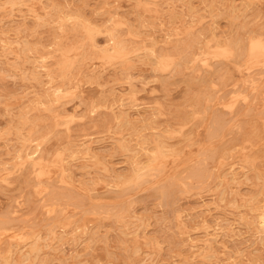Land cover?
<instances>
[{
	"label": "rangeland",
	"instance_id": "1",
	"mask_svg": "<svg viewBox=\"0 0 264 264\" xmlns=\"http://www.w3.org/2000/svg\"><path fill=\"white\" fill-rule=\"evenodd\" d=\"M140 1L0 0V264H264V0Z\"/></svg>",
	"mask_w": 264,
	"mask_h": 264
},
{
	"label": "bare ground",
	"instance_id": "2",
	"mask_svg": "<svg viewBox=\"0 0 264 264\" xmlns=\"http://www.w3.org/2000/svg\"><path fill=\"white\" fill-rule=\"evenodd\" d=\"M10 1H11V0H10ZM17 1H18V0H17ZM29 1H30V0H29ZM31 1H32V0H31ZM141 1H142V0H141ZM141 1H140V2H141ZM228 1H229V0H228ZM231 1H232V0H231ZM242 1H243V0H242ZM247 1H248V0H247ZM24 2H25V1H24ZM105 2H106V1H105ZM107 2H108V1H107ZM226 3H227V2H226ZM3 4H5V3H3ZM45 4H46V3H45ZM47 4H48V3H47ZM47 4H46V5H47ZM198 4H199V3H198ZM234 4H235V3H234ZM246 4H247V2H246ZM248 5H249V4H248ZM48 6H49V5H48ZM229 6H230V5H229ZM232 6H233V5H232ZM236 7H237V6H236ZM54 8H55V7H54ZM233 8H234V7H233ZM226 9H227V8H226ZM228 9H229V8H228ZM106 10H107V9H106ZM190 10H192V9H190ZM30 11H31V9H30ZM44 11H45V10H44ZM49 11H51V10H49ZM53 11H54V10H53ZM55 11H56V10H55ZM55 11H54V12H55ZM66 11H68V10L66 9ZM194 11H195V10H194ZM8 12H9V11H8ZM54 12H53V13H54ZM32 13H33V12H32ZM32 13H30V14H32ZM34 13H35V12H34ZM48 13H49V12H48ZM73 13H74V12H73ZM78 13H79V12H78ZM230 13H231V12H230ZM9 14H10V13H9ZM40 14L42 15V14H44V13H40ZM50 14H52V13L50 12ZM50 14H49V15H50ZM46 15H47V14H46ZM83 15H84V14H83ZM110 15H111V13H110ZM140 15H141V14H140ZM217 15H218V14H217ZM234 15H235V14H234ZM240 15L242 16L243 14H240ZM111 16H112V15H111ZM142 16H143V15H142ZM243 16H244V15H243ZM33 17H34V16H33ZM35 17H36V15H35ZM74 17H75V16H74ZM107 17H108V16H107ZM107 17H106V18H107ZM229 17H230V16H229ZM233 17H235V16H233ZM233 17H232V18H233ZM244 17H245V16H244ZM50 18H51V17L49 16L48 20H49ZM52 18H53V20H54V17H52ZM72 18H73V14H72ZM111 18H112V17H111ZM140 18H141V17H140ZM32 19H33V18H32ZM66 19H67V17H66ZM83 19H84V17H83ZM83 19H82V21H83ZM237 19H238V18H237ZM33 20H36V18H34ZM46 20H47V18H46ZM85 20H87V19H85ZM106 20H107V19H106ZM41 21H42V20H41ZM41 21H40V22H41ZM56 21H57V19H56ZM67 21H70V19L67 20ZM75 21H76V20H75ZM89 21H90V20H89ZM23 22H24V21H23ZM33 22H34V21H33ZM43 22H44V21H43ZM61 22H62V21H61ZM61 22H60V24H61ZM79 22H80V21H79ZM62 23H63V22H62ZM75 23H76V22H75ZM86 23H87V22H86ZM86 23H84V24H82V25H85ZM50 24H51V23H50ZM76 24H77V23H76ZM40 25H41V24H40ZM69 25H70V24H69ZM80 25H81V23H80ZM56 26H58V25H56ZM95 26H96V25H95ZM96 27H97V26H96ZM107 27H108V26H107ZM113 27H114V26H112V28H111V26H110L111 29H114V28H115V27H114V28H113ZM88 28H89V27H88ZM177 28H178V27H177ZM61 29H62V28H61ZM63 29H64V27H63ZM63 29H62V30H63ZM84 29H85V28H84ZM57 30H58V29H57ZM89 30L92 31V29H89ZM101 30H102V29H101ZM106 30L109 31V29H106ZM64 31H65V30H64ZM64 31H63V32H64ZM82 31H83V30H82ZM82 31H81V32H82ZM94 31H95V30H94ZM249 31H250V30H249ZM97 32H98V31H97ZM111 32H112V31H111ZM113 32H114V31H113ZM115 32H116V31H115ZM212 32H213V31H212ZM212 32H211V35H212ZM251 32H252V31H251ZM56 33H57V31H56ZM64 33H66V32H64ZM83 33H84V32H83ZM102 33H103V32H102ZM106 33H107V32H106ZM118 33H119V32H118ZM213 33H214V32H213ZM94 34H95V32H94ZM104 34H105V32H104ZM127 34H128V33H127ZM252 34H253V33H252ZM55 35H56V34H55ZM55 35H54V38H55ZM64 35H65V34H64ZM88 35H89V34H88ZM121 35H122V34H121ZM135 35H136V33H135ZM135 35H134V36H135ZM137 35H138V33H137ZM188 35H189V34H188ZM195 35H196V34H194V36H195ZM197 35H198V34H197ZM197 35H196V36H197ZM257 35H258V34H257ZM106 36H108V35H106ZM213 36H214V35H213ZM249 36H250V35H249ZM91 37H93V36H91ZM112 37H113V36H112ZM119 37H120V36H119ZM119 37H118V38H119ZM137 37H138V36H137ZM187 37H188V36H187ZM214 37H215V36H214ZM253 37H254V35H253ZM83 38H84V37H83ZM87 38H88V37H87ZM89 38H90V37H89ZM114 38H115V37H114ZM215 38H216V37H215ZM241 38H242V37H241ZM247 38H248V37H247ZM95 39H96V38H95ZM138 39H139V38H138ZM188 39H189V38H188ZM211 39H212V38H211ZM81 40H82V39H81ZM200 40H201V39H200ZM232 40H233V39H232ZM237 40H238V39H237ZM239 40H240V39H239ZM7 41H8V40H7ZM92 41H94V40H92ZM136 41H137V38H136ZM136 41H135V42H136ZM181 41L183 42V39H182ZM204 41H205V40H204ZM219 41H221V40H219ZM226 41H227V40H225V42H226ZM230 41H231V40H230ZM4 42H5V41H4ZM54 42H56V40H55ZM78 42L80 43V41H78ZM81 42H82V41H81ZM90 42H91V41H90ZM96 42H97V41H96ZM105 42H106V41H105ZM109 42H110V41H109ZM113 42H114V40H113ZM133 42H134V41H133ZM141 42H142V41H141ZM190 42H191V41H190ZM198 42H199V40H198ZM225 42H224V43H225ZM245 42H246V41H245ZM75 43H76V42H75ZM93 43H94V42H93ZM114 43H115V42H114ZM120 43H121V42H120ZM130 43H131V42H130ZM136 43H137V46H138V43H139V42H136ZM136 43H135V44H136ZM194 43L196 44L195 41H194ZM202 43H203V42H202ZM208 43H209V42H208ZM231 43H232V42H231ZM235 43H236V42H235ZM237 43H239V42H237ZM66 44H67V43H66ZM85 44H86V43H85ZM94 44H95V43H94ZM115 44H116V43H115ZM199 44H200V43H199ZM221 44H222V42H221ZM239 44H240V43H239ZM245 44H246V43H245ZM6 45H7V44H6ZM9 45H10V44H9ZM60 45H61V44H60ZM69 45H70V44H69ZM75 45H76V44H75ZM83 45H84V44H83ZM112 45H113V43H112ZM131 45H133V44H131ZM154 45H155V43H154ZM181 45H182V43H181ZM188 45H189V44H188ZM222 45H225V44H222ZM236 45H237V44H236ZM241 45H242V44H241ZM77 46H78V45H77ZM81 46H82V45H81ZM89 46H90V45H89ZM96 46H97V45H96ZM96 46H95V48H96ZM98 46H100V45H98ZM98 46H97V47H98ZM120 46H121V45H120ZM134 46H136V45H134ZM144 46H145V45H144ZM85 47H86V46H85ZM112 47H113V46H112ZM187 47H188V46H187ZM13 48H14V47H13ZM61 48H62V47H61ZM65 48H66V47H65ZM87 48H89V47H87ZM137 48H138V47H137ZM145 48H146V46H145ZM197 48H198V46H197ZM212 48H215V49H216V47H214V46H213ZM236 48H237V47H236ZM248 48H249V47H248ZM23 49H24V48H23ZM89 49H90V48H89ZM116 49H117V48H116ZM237 49H238V48H237ZM83 50H84V49H83ZM85 50H86V48H85ZM95 50H96V49H95ZM109 50H110V48H109ZM111 50H112V49H111ZM122 50H123V49H122ZM243 50H244V49H243ZM87 51H88V50H87ZM112 51H113V50H112ZM145 51H146V50H145ZM154 51H155V50H154ZM191 51H192V50H191ZM213 51H215V50H213ZM244 51H245V50H244ZM244 51H243V53H245ZM248 51H249V50H248ZM5 52H6V51H5ZM9 52H10V51H9ZM70 52H71V51H70ZM97 52H98V51H97ZM206 52H207V51H206ZM238 52H239V51H238ZM18 53H19V52H18ZM91 53H92V52H91ZM116 53H117V52H116ZM120 53H121V52H120ZM144 53H145V52H144ZM151 53H152V51H151ZM153 53H154V52H153ZM188 53H189V52H188ZM188 53H187V54H188ZM220 53H221V51H220ZM16 54H17V53H16ZM79 54H80V52H79ZM99 54H100V53H99ZM121 54H122V53H121ZM123 54H126V53H123ZM154 54H156V53H154ZM226 54H228V53H225V55H226ZM249 54H250V53H249ZM77 55H78V54H77ZM96 55H98V54L96 53ZM117 55H118V54H117ZM126 55H127V54H126ZM131 55H132V54H131ZM144 55H145V54H144ZM161 55H162V54H161ZM188 55H189V54H188ZM188 55H187V57H188ZM190 55H191V52H190ZM190 55H189V56H190ZM222 55H223V54H222ZM41 56H42V55H41ZM92 56H93V53H92ZM138 56H139V55H138ZM154 56H155V55H154ZM157 56H158V54H157ZM199 56H200V55H199ZM217 56H218V55H217ZM230 56H231V55H230ZM243 56H244V55H243ZM18 57H19V56H18ZM26 57L28 58V56H26ZM42 57H43V56H42ZM87 57H88V56H87ZM114 57H115V56H114ZM136 57H137V56H136ZM185 57H186V56H185ZM204 57H205V56H204ZM215 57H216V56H215ZM248 57H249V56H248ZM23 58H24V57H23ZM124 58H125V57H124ZM143 58H144V57H143ZM241 58H242V57H241ZM103 59H104V58H103ZM183 59H184V58H183ZM204 59H205V58H204ZM234 59H235V58H234ZM20 60H22V59H20ZM25 60H26V59H25ZM140 60H141V59H140ZM140 60H139V61H140ZM153 60H154V58H153ZM160 60H162V59H160ZM168 60H169V59H168ZM18 61H19V60H18ZM121 61H122V60H121ZM155 61H156V60H155ZM178 61H179V60H178ZM198 61H200V60H198ZM228 61H229V60H228ZM64 62H65V61H64ZM118 62H119V61H118ZM127 62H128V61H127ZM140 62H141V61H140ZM142 62H143V61H142ZM158 62H159V61H158ZM232 62H233V61H232ZM58 63H59V61H58ZM156 63H157V62H156ZM163 63H164V62H163ZM165 63H166V62H165ZM224 63H225V62H224ZM83 64H84V63H83ZM154 64H155V63H154ZM173 64H174V63H173ZM220 64H221V63H220ZM227 64H228V63H227ZM242 64H244V63H242ZM242 64H241V65H242ZM72 65H74V64H72ZM150 65H151V64H150ZM150 65H149V66H150ZM152 65H153V64H152ZM181 65H182V64H181ZM196 65H197V63H196ZM224 65H225V64H224ZM229 65H230V64H229ZM40 66H41V65H40ZM42 66H43V65H42ZM170 66H171V65H170ZM217 66H219V65H217ZM119 67H120V66H119ZM150 67H151V66H150ZM194 67H195V68H194L193 70L196 69V66H194ZM222 67H223V66H222ZM232 67H233V65H232ZM259 67H260V66H259ZM35 68H36V67H35ZM152 68H153V67H151V69H152ZM223 68H224V67H223ZM230 68H231V66H230ZM261 68H262V67H261ZM77 69H78V68H77ZM191 69H192V68H191ZM220 69H221V68H220ZM226 69L228 70V68H226ZM258 69H259V68H258ZM262 69H264V68H262ZM174 70H176V69H174ZM217 70H218V69H217ZM260 70H261V69H260ZM35 71H36V70H35ZM197 71H198V70H197ZM228 71H229V70H228ZM249 71H250V70H249ZM155 72H156V71H155ZM221 72H223V71L221 70ZM230 72L232 73V69H231ZM244 72H245V71H244ZM31 73H32V72H31ZM197 73H198V72H197ZM202 73H203V72H202ZM231 73H230V75L233 74V73H232V74H231ZM38 74H39V73H38ZM45 74H46V73H45ZM47 74H48V73H47ZM157 74H158V73H157ZM215 74L218 75V73H215ZM254 74H255V73H254ZM256 74H257V73H256ZM39 75H40V74H39ZM39 75H38V76H39ZM50 75H51V74H50ZM52 75H54V74H52ZM59 75H61V74H59ZM197 75H198V74H197ZM91 76H92V74H91ZM96 76H97V75H96ZM96 76L93 77V78L96 79ZM113 76H114V75H113ZM158 76H159V74H158ZM220 76H221V75H220ZM248 76H249V75L247 74L246 77H248ZM250 76H252V74H250ZM33 77H34V75H33ZM36 77H37V76H36ZM73 77H74V76H73ZM232 77H235V75L232 76ZM254 77H256V76H254ZM254 77H253V78H254ZM31 78H32V77H31ZM112 78H113V77H112ZM201 78H202V77H201ZM204 78H205V77H204ZM204 78H203V79H204ZM32 79H34V78H32ZM50 79H51V76H50ZM89 79H91V78H89ZM211 79H212V77H211ZM223 79H225V78L223 77ZM235 79H236V78H235ZM246 79L248 80V78H246ZM63 80H64V79H63ZM68 80H69V79H68ZM91 80H92V79H91ZM93 80H94V79H93ZM226 80H227V77H226ZM226 80H224V81L226 82ZM237 80H238V79H237ZM64 81H65V80H64ZM199 81H200V79H199ZM202 81L204 82V80H202ZM227 81H228V80H227ZM252 81H253V79H252ZM252 81H251V82H252ZM255 81H256V80H255ZM261 81H262V79H261ZM50 82H51V81H50ZM127 82H128V81H127ZM200 82H201V81H200ZM205 82H206V81H205ZM221 82H222V81H221ZM230 82H232V80H231ZM234 82H235V81H234ZM259 82H260V81H259ZM128 83H129V82H128ZM128 83H127V84H128ZM208 83H209V81H207V83H205V84L207 85ZM210 83H211V81H210ZM61 84H62V83H61ZM212 84H213V83H212ZM224 84H225V83H224ZM227 84H228V83H227ZM196 85H197V84H196ZM199 85H200V84H199ZM213 85H214V84H213ZM254 85H255V84H254ZM258 85H259V84H258ZM65 86H66V85H65ZM225 86H226V85H225ZM238 86H239V85H238ZM238 86H237V88H238ZM247 86H248V85H247ZM59 87H60V86H59ZM257 87H258V86H257ZM257 87H256V88H257ZM263 87H264V86H263ZM213 88H214V87H213ZM237 88H236V89H237ZM49 89H50V88H49ZM51 89H53V88H51ZM68 89H69V88H68ZM218 89H220V88H218ZM261 89H262V88H261ZM63 90H64V88H63ZM220 90H221V89H220ZM220 90H219V91H220ZM252 90H253V89H252ZM232 91H233V90H232ZM256 91H257V90H256ZM43 92H44V91H43ZM45 92H46V91H45ZM48 92H50V91L48 90ZM62 92H63V91H62ZM211 93H212V92H211ZM234 93H235V92H234ZM240 93H241V92H240ZM63 94H64V93H63ZM218 94H219V93H218ZM250 94H251V93H250ZM250 94H248V95L250 96ZM258 94H259V93H258ZM42 95H43V94H42ZM61 95H62V94H61ZM66 95H67V94H66ZM241 95H242V94H241ZM59 96H60V95H59ZM62 96H63V95H62ZM69 96H70V94H69ZM197 97H198V96H197ZM44 98H45V97H44ZM52 98H53V97H52ZM66 98H69V97H66ZM118 98H119V97H118ZM192 98H193V97H192ZM40 99H41V97H40ZM114 99H115V98H114ZM114 99H113V100H114ZM210 99H211V98H210ZM247 99H249V98H247ZM250 99H251V98H250ZM35 100H36V97H35ZM48 100H49V99H48ZM65 100H66V99H65ZM115 100H116V99H115ZM36 101H37V100H36ZM44 101H45V100H44ZM208 101H209V100H208ZM217 101H218V100H217ZM248 101H249V100H248ZM38 102H39V101H38ZM51 102H52V101H51ZM194 102H195V101H194ZM212 102H213V101H212ZM59 103H60V102H59ZM62 103H63V102H62ZM208 103H209V102H208ZM257 103H258V102H257ZM34 104H35V103H34ZM36 104H37V103H36ZM101 104H102V103H101ZM195 104H196V103H195ZM209 104H210V103H209ZM42 105H43V104H42ZM42 105H41V106H42ZM49 105L52 106V105H54V104H52V105H51V104H48V106H49ZM56 105H57V104H56ZM96 105H97V106H101L100 103H99V104H96ZM102 105H103V104H102ZM105 105H106V104H105ZM105 105H104V106H105ZM107 105H108V104H107ZM107 105H106V106H107ZM131 105H132V103L130 104V106H131ZM245 105H246V104H245ZM245 105H244V106H245ZM46 106H47V105H46ZM134 106H135V105H134ZM90 107H91V106H90ZM110 107H111V106H110ZM121 107H122V106H119L120 110H122ZM211 107H212V106H211ZM255 107H256V106H255ZM42 108H43V107H42ZM42 108H41V109H42ZM44 108H45V107H44ZM48 108H49V107H48ZM53 108H54V106H53ZM106 108H107V107H106ZM125 108H126V107H125ZM125 108H124V109H125ZM251 108H252V107H251ZM49 109H51V108H49ZM60 109H61V108H60ZM110 109H111V108H110ZM127 109L129 110L130 108H127ZM127 109H126V110H127ZM47 110H48V109H47ZM52 110H53V109H52ZM54 110H55V109H54ZM54 110H53V111H54ZM232 110H233V109H232ZM117 111H119V110H117ZM248 111H249V110H248ZM59 112H60V111H59ZM111 112H112V111H111ZM246 112H247V111H246ZM151 113L154 114V112H151ZM155 113H156V112H155ZM107 114H108V113H107ZM111 115H112V113L110 114V116H111ZM124 115H125V114H124ZM129 115H131V114L129 113ZM220 115H221V114H220ZM118 116H119V114H118ZM111 117H112V116H111ZM111 117H110V118H111ZM113 117H114V116H113ZM119 117H120V116H119ZM122 117H123V116H122ZM129 117H130V116H129ZM149 117H150V116H149ZM107 118H108V117H107ZM110 118H109V119H110ZM127 118H128V116H127ZM147 118H148V117H147ZM217 118H218V117H217ZM117 119H118V117H117ZM212 119H213V118H212ZM123 120H124V118H123ZM126 120H127V119H126ZM126 120H125V121H126ZM107 121H108V120H107ZM107 121H106V122H107ZM110 121H111V119H110ZM112 121H113V119H112ZM211 121H212V120H211ZM104 122H105V121H104ZM106 122H105V123H106ZM134 122H135V120H134ZM56 123H57V122H56ZM56 123H54V124H56ZM96 123H98V122H96ZM105 123H104V124H105ZM128 123H129V125H131L130 123H133V122L131 121V122H128ZM101 124H103V122H102ZM101 124H100L99 126H101ZM112 124H113V123H112ZM115 124H117V123H115ZM120 124H121V123H120ZM113 125H114V124H113ZM223 125H224V124H223ZM105 126H106V125H104V127H105ZM121 126H122V125H121ZM131 126H132V125H131ZM132 127H133V126H132ZM146 128H148V127H146ZM116 129H117V128H116ZM210 129H211V128H210ZM105 130H106V129H105ZM67 131H68V130H67ZM139 131H140V130H139ZM137 132H138V131H137ZM156 132H157V131H156ZM129 133H130V132H129ZM165 133H166V132H165ZM152 134H153V133H152ZM154 135H155V133H154ZM147 136H148V135H146V138H147ZM26 137H27V136H26ZM118 137H119V136H118ZM139 137H140V136H139ZM155 137H156V136H155ZM165 137H166V136H165ZM215 137H216V136H215ZM250 137H251V136H250ZM29 138H30V137H29ZM121 138H122V137H121ZM162 138H163V136H162ZM32 139H33V138H32ZM116 139H117V138H116ZM165 139H166V138H165ZM24 140H25V139H24ZM145 140H146V139H145ZM29 141H31V140H29ZM123 141H124V140H123ZM128 141H129V140H128ZM85 142H86V141H85ZM126 142H127V141H126ZM129 142H130V141H129ZM138 142H139V141H138ZM142 142H143V141H142ZM142 142L140 141L139 143L142 144ZM157 142H159L158 145L160 146V141H157ZM206 142H207V141H206ZM30 143H31V142H30ZM30 143H29V144H30ZM33 143H34V142H33ZM123 143H124V142H123ZM145 143H146V142H145ZM170 143H171V142H170ZM120 144H122V142H121ZM168 144H169V142H168ZM172 144H173V143H172ZM172 144H171V145H172ZM20 145H21V144H20ZM74 145H75V143H74ZM76 145H77V144H76ZM88 145H89V144H88ZM148 145H150V144H148ZM171 145H170V146H171ZM22 146H23V145H22ZM22 146H21V147H22ZM77 146H78V145H77ZM82 146H84V144H83ZM82 146H81V147H82ZM155 146H156V145H155ZM23 147H24V146H23ZM32 147H33V146H32ZM32 147H31L30 149H32ZM85 147H86V145H85ZM149 147H150V146H149ZM36 148H37V147H36ZM72 148H73V147H72ZM119 148H120V147H119ZM144 148H145V147H144ZM147 148H148V147H147ZM19 149L21 150V148H19ZM19 149H18V151H20ZM22 149H23V148H22ZM82 149H83V148H82ZM120 149H122V148H120ZM129 149H130V148H129ZM129 149H128V150H129ZM153 149H154V148H153ZM37 150H38V149H37ZM70 150H71V149H70ZM73 150H74V148H73ZM73 150H72V151H73ZM80 150H81V148H80ZM85 150H86V149H85ZM85 150H83V151H85ZM130 150H131V149H130ZM74 151H75V150H74ZM76 151H77V150H76ZM78 151H79V150H78ZM88 151H89V150H88ZM88 151H87V152H88ZM90 151H91V149H90ZM149 151H150V150H149ZM152 151H153V150H152ZM165 151H166V150H165ZM168 151H169V150H168ZM174 151H175V149H173V152H174ZM29 152H30V151H29ZM32 152H33V151H32ZM118 152H119V151H118ZM141 152H142V151H141ZM143 152H144V151H143ZM146 152H147V151H146ZM166 152H167V151H166ZM14 153H16V152H14ZM74 153H75V152H74ZM76 153H77V152H76ZM152 153H153V152H152ZM170 153H171V152H170ZM17 154H18V153H17ZM25 154H26V153H25ZM29 154H30V153H29ZM43 154H44V153H43ZM45 154H46V153H45ZM68 154H70V153H68ZM121 154H122V153H121ZM150 154H151V152H150ZM174 154H177V153H174ZM19 155H20V154H19ZM27 155H28V154H27ZM46 155H47V154H46ZM46 155H45V157H46ZM129 155H130V154H129ZM154 155H155V154H154ZM158 155H159V154H158ZM17 156H18V155H17ZM29 156H30V155H29ZM34 156H35V155H34ZM99 156H100V155H99ZM130 156H131V155H130ZM173 156H174V155H173ZM15 157H16V156H15ZM36 157H37V156H36ZM38 157H39V156H38ZM38 157H37V158H38ZM68 157H69V156H68ZM72 157H73V156H72ZM72 157H71V158H72ZM74 157H75V156H74ZM127 157H128V156H127ZM17 158H19V157H17ZM46 158H47V157H46ZM66 158H67V157H66ZM69 158H70V157H69ZM96 158H97V156H96ZM99 158L101 159V157H99ZM128 158H129V157H128ZM130 158H131V157H130ZM138 158H139V156H138ZM148 158H150V157H148ZM152 158H153V156H152ZM165 158H166V157H165ZM28 159H30V158H28ZM97 159H98V158H97ZM100 159H99V160H100ZM126 159H127V158H126ZM101 160L104 161L103 159H101ZM138 160H139V159H138ZM148 160H149V159H148ZM155 160H156V159H155ZM61 161H62V160H61ZM139 161H140V160H139ZM149 161H150V160H149ZM149 161H148V163H149ZM158 161H159V160H158ZM69 162H70V161H69ZM134 162H137V161H134ZM28 163H29V162H28ZM28 163H27V166H28ZM62 163H63V162H62ZM138 163H139V162H138ZM142 163H143V162H142ZM29 164H30V163H29ZM134 164H135V163H134ZM154 164H155V163H154ZM47 165H48V164H47ZM105 165H106V164H105ZM152 165H153V163H152ZM204 165H205V164H204ZM24 166H25V165H24ZM103 166H104V165H103ZM130 166H131V165H130ZM145 166H146V165H145ZM160 166H161V165H160ZM160 166H159V167H160ZM33 167H34V166H33ZM71 167H72V166H71ZM131 167H132V166H131ZM142 167H143V166H142ZM34 168H35V167H34ZM133 168H134V167H133ZM135 168H136V167H135ZM137 168H138V167H137ZM137 168H136V169H137ZM145 168H146V167H145ZM37 169H38L37 172H39V168H37ZM70 169H72V168H70ZM131 169H132V168H131ZM131 169H130V170H131ZM139 169H140V168H139ZM157 169H158V168H157ZM162 169H163V167H162ZM199 169H200V168H199ZM30 170H31V169H30ZM63 170H64V169H63ZM134 170H135V169H134ZM143 170H144V169H143ZM146 170H148V169L146 168ZM181 170H182V169H181ZM188 170H189V169H188ZM1 171H2V170H1ZM67 171H68V170H67ZM67 171H66V173H67ZM69 171H70V170H69ZM108 171H109V170H108ZM162 171H163V170H162ZM179 171H180V170H179ZM206 171H207V170H206ZM209 171H210V170H209ZM223 171H224V170H223ZM225 171H226V170H225ZM3 172H4V171H3ZM3 172H2V173H3ZM8 172H9V171H8ZM33 172H34V171H33ZM135 172H136V171H135ZM135 172H134V173H135ZM155 172H156V171H155ZM186 172H187V171H186ZM221 172H222V171H221ZM39 173H40V172H39ZM64 173H65V172H64ZM137 173H138V172H137ZM146 173H147V172H146ZM208 173H210V172H208ZM211 173H212V171H211ZM222 173H223V172H222ZM226 173H227V172H226ZM160 174H161V173H160ZM223 174H224V173H223ZM223 174H222V175H223ZM25 175H26V173H25L24 176H23L24 178H25ZM63 175H64V174H63ZM101 175H102V174H101ZM110 175H112V174H110ZM129 175H130V174H129ZM148 175H149V173L147 174V177H148ZM222 175H220V176H222ZM226 175H227V174H226ZM30 176H32V175L30 174ZM123 176H124V175H123ZM123 176H122V177H123ZM154 176H155V175H154ZM158 176H159V175H158ZM158 176H156V177H158ZM170 176H171V175H170ZM209 176H210V175H209ZM21 177H22V176H21ZM27 177H28V172H27ZM65 177H66V176H65ZM71 177H72V176H71ZM104 177H105L106 179H104ZM104 177H103V180H104V181H105V180L107 181V180L110 179V176H109L108 179H107L106 176H104ZM111 177H112V176H111ZM113 177H114V175H113ZM118 177H119V176H118ZM120 177H121V176H120ZM149 177H150V176H149ZM156 177H155V179H156ZM168 177H169V176H168ZM172 177H173V176H172ZM183 177H184V176H183ZM195 177H196V176H195ZM204 177H205V176H204ZM234 177H235V175H234ZM234 177H233V178H234ZM3 178L6 179V177H4V176H3ZM35 178H36V177H35ZM93 178H95V177H91V179H93ZM115 178H117V177H115ZM131 178H132V175H131ZM181 178H182V176H181ZM233 178H231V179H233ZM29 179H30V178H28V180H29ZM31 179H32V178H31ZM99 179H100V178H99ZM147 179H148V178H147ZM147 179H146V180H147ZM149 179H150V178H149ZM149 179H148V180H149ZM172 179H173V178H172ZM178 179H180V178H178ZM178 179H177V180H178ZM208 179H209V178H208ZM231 179H230V180H231ZM66 180H67V179H66ZM93 180H94V179H93ZM186 180H187V178H186ZM201 180H202V179H201ZM203 180H204V178H203ZM68 181H69V180H68ZM71 181H72V180H71ZM73 181H74V180H73ZM94 181H95V180H94ZM162 181H163V180H162ZM175 181H176V180H175ZM187 181H188V180H187ZM219 181H220V180H219ZM219 181H218V182H219ZM231 181H232V180H231ZM233 181H234V180H233ZM233 181H232V182H233ZM100 182H101V179H100ZM166 182H167V181H166ZM172 182H174V181H172ZM177 182H178V181H177ZM177 182H176V183H177ZM205 182H206V181H205ZM1 183H2V182H1ZM73 183H74V182H73ZM101 183H102V182H101ZM110 183H111V182H110ZM119 183H120V182H119ZM121 183H122V182H121ZM140 183H141V182H140ZM178 183H179V182H178ZM30 184H31V183H30ZM96 184H97V183H96ZM141 184H142V183H141ZM158 184H159V183H158ZM174 184H175V183H174ZM0 185H1V184H0ZM37 185H38V184H37ZM57 185H58V184H57ZM59 185H60V184H59ZM87 185H88V183H87ZM97 185H98V184H97ZM108 185H109V184H108ZM108 185H107V186H108ZM110 185H111V184H110ZM116 185L119 186V184H116ZM132 185H133V184H132ZM139 185H140V184H139ZM201 185H202V184H201ZM46 186H47V185H46ZM61 186H62V185H61ZM113 186H114V184H113ZM133 186H134V185H133ZM220 186H221V185H220ZM2 187H4V186H2ZM43 187H44V185H43ZM48 187H49V186H48ZM64 187H65V186H64ZM85 187H86V186H85ZM88 187H89V186H88ZM88 187H87V188H88ZM90 187H91V186H90ZM111 187H112V186H111ZM152 187H153V186H152ZM152 187H151V188H152ZM50 188H52V186H51ZM55 188H56V187H55ZM55 188H54V190H55ZM73 188H74V187H73ZM87 188H86V189H87ZM91 188H92V187H91ZM93 188H94V187H93ZM104 188H105V187H104ZM107 188H108V187H107ZM112 188H114V187H112ZM120 188H122V187L120 186ZM180 188H181V187H180ZM48 189H49V188H48ZM56 189H57V188H56ZM63 189H65V188H63ZM88 189H89V188H88ZM95 189H96V188H95ZM115 189H116V188H115ZM135 189H136V188H135ZM158 189H159V187H158ZM162 189H163V188H162ZM52 190H53V188L50 190V192H52ZM57 190H58V189H57ZM65 190H66V189H65ZM65 190H64V191H65ZM69 190H70V188H69ZM102 190H103V189H102ZM111 190H112V189H111ZM111 190H110V191H111ZM74 191H75V190H74ZM92 191H93V189H92ZM92 191H91V192H92ZM154 191H156V190H154ZM166 191H167V190H166ZM94 192H95V191H94ZM161 192H162V191H161ZM41 193H42V192H41ZM46 193H48V192H46ZM61 193H62V192H61ZM74 193H75V192H74ZM77 193H78V192H77ZM108 193H109V192H108ZM174 193H175V192H174ZM39 194H40V193H39ZM58 194H60V192H59ZM58 194H57V195H58ZM35 195H36V194H35ZM69 195H71V194H69ZM69 195H68V196H69ZM101 195H102V194H101ZM106 195H107V194H106ZM164 195H165V194H164ZM170 195H171V194H170ZM170 195H169V196H170ZM176 195H177V194H176ZM179 195H180V194H179ZM48 196H49V195H48ZM50 196H52V195H50ZM50 196H49V197H50ZM58 196H59V195H58ZM60 196H61V195H60ZM71 196H72V195H71ZM102 196H103V195H102ZM159 196L161 197V193L159 194ZM54 197H55V196H54ZM90 197H91V196H90ZM100 197H101V196H100ZM100 197H99L98 199H100ZM110 197H111V196H110ZM164 197H165V196H164ZM55 198H57V196H56ZM59 198H60V197H59ZM103 198H104V197H103ZM167 198H168V197H167ZM171 198H172V195H171ZM171 198H170V199H171ZM173 198H174V197H173ZM179 198H180V197H179ZM42 199L44 200V198H42ZM49 199H52V198H49ZM88 199H89V198H88ZM91 199H92V198H91ZM104 199H105V198H104ZM162 199H163V197H162ZM176 199H177V198H176ZM47 200H48V198H47ZM47 200H46V201H47ZM50 201H51V200H50ZM52 201H53V200H52ZM63 201H65V200H63ZM70 201H71V199H70ZM70 201H69V203H70ZM78 201L80 202V200H78ZM163 201H164V200H163ZM41 202H42V201H41ZM88 202H90V201H88ZM60 203H61V202H60ZM74 203L76 204V202H74ZM93 203H94V202H93ZM42 204H44V203H42ZM53 204H54V202H53ZM65 204H66V203H65ZM87 204H88V203H87ZM95 204H96V203H95ZM104 204H105V203H104ZM106 204H107V203H106ZM129 204H130V203H129ZM175 204H176V203H175ZM38 205H39V204H38ZM44 205H45V204H44ZM63 205H64V203H63ZM76 205H77V204H76ZM82 205H84V202H83ZM85 205H86V204H85ZM100 205H101V204H100ZM114 205H115V204H114ZM119 205H120V204H119ZM46 206H47V205H46ZM59 206H60V205H59ZM93 206H94V205H93ZM93 206H92V207H93ZM97 206H98V205H97ZM121 206H122V205H121ZM38 207H39V206H38ZM44 207H45V206H44ZM48 207H49V206H48ZM60 207H61V206H60ZM83 207H84V206H83ZM92 207H91V208H92ZM95 207H96V205H95ZM99 207H100V206H99ZM124 207H125V206H124ZM124 207H123V208H124ZM87 208H88V206H87ZM126 208H127V207H126ZM55 209H56V208H55ZM57 209H58V208H57ZM92 209H93V208H92ZM95 209H97V208H94V210H95ZM109 209H110V208H109ZM127 209H128V208H127ZM45 210H47V209H45ZM87 210H88V209H87ZM122 210H123V209H122ZM132 210H133V208H132ZM43 211H44V210H43ZM60 211H61V210H60ZM107 211H108V210H107ZM107 211H106V212H107ZM129 211H131V210H129ZM172 211H173V210H172ZM176 211H178V210H176ZM78 212H79V211H78ZM82 212H83V211H82ZM122 212H123V211H122ZM58 213H59V212H58ZM108 213H110V212L108 211ZM176 213H177V212H176ZM7 214H8V212H7ZM43 214H44V213H43ZM61 214H62V213H61ZM105 214H106V213H105ZM111 214H112V213H111ZM117 214H118V213H117ZM120 214H122V213H120ZM173 214H174V211H173ZM178 214H179V213H177V215H178ZM0 215H1V214H0ZM44 215H45V214H44ZM94 215H95V214H94ZM112 215H113V214H112ZM60 216H61V215H60ZM97 216H98V215H97ZM97 216H96V217H97ZM2 217H3V216H2ZM100 217H101V216H100ZM134 217H135V216H134ZM137 217H138V216H137ZM190 217H191V215H190ZM7 218H8V217H7ZM45 218L48 219V217H45ZM47 219H46V220H47ZM63 219H64V218H63ZM100 219H101V218H100ZM135 219H136V218H135ZM139 219H140V218H139ZM68 220H70V219L68 218ZM75 220H76V219H75ZM92 220H93V219H92ZM95 220H96V219H95ZM132 220H133V218H132ZM179 220H180V218H179ZM4 221H5V220H4ZM60 221H61V220H60ZM116 221H117V220H116ZM120 221H121V220H120ZM138 221H139V220H138ZM142 221H143V220H142ZM207 221H208V219H207ZM5 222H6V221H5ZM49 222H50V221H49ZM58 222H59V221H58ZM90 222H91V221H90ZM118 222H119V221H118ZM130 222H131V221H130ZM130 222H129V223H130ZM186 222H187V221H186ZM186 222H185V223H186ZM6 223H7V222H6ZM47 223H48V222H47ZM51 223H52V222H51ZM84 223H85V222H84ZM122 223H123V222H122ZM145 223H146V222H145ZM187 223H188V222H187ZM191 223H192V222H191ZM197 223H198V222H197ZM199 223H201V221H200ZM199 223H198V225H200ZM255 223H257V222H255ZM12 224H13V223H12ZM12 224H11V225H12ZM54 224H55V223H54ZM54 224H53V225H54ZM130 224H131V223H130ZM130 224H129V225H130ZM146 224H147V223H146ZM192 224H193V223H192ZM28 225H29V224H28ZM30 225H31V224H30ZM48 225H49V224H48ZM48 225H47V226H48ZM67 225H68V224H67ZM70 225H71V224H70ZM126 225H127V224H126ZM126 225H125L124 227H126ZM139 225H140V224H139ZM143 225H144V224H143ZM185 225H186V224H185ZM187 225H189V224H187ZM256 225H257V224H256ZM1 226H3V225L1 224ZM4 226H5V225H4ZM13 226H14V225H13ZM31 226H32V225H31ZM122 226H123V225H122ZM137 226H138V225H137ZM140 226H141V225H140ZM144 226H146V225H144ZM17 227H19V226H17ZM52 227H53V226H52ZM55 227L57 228V227H59V226H55ZM63 227H64V226H63ZM98 227H99V226H98ZM141 227L143 228V226H141ZM177 227H178V226H177ZM182 227H183V225H182ZM8 228H9V226H8ZM8 228H7V229L5 228V229L8 230ZM10 228H11V226H10ZM14 228H15V227H14ZM14 228H13V229H14ZM61 228H62V226H61ZM89 228H90V227H89ZM137 228H138V227H137ZM22 229H23V228H22ZM51 229H53V228H51ZM0 230H1V229H0ZM76 230H78V228H77ZM88 230H89V229H88ZM94 230H96V229H94ZM94 230H93V231H94ZM98 230H99V229H98ZM57 231H58V230H57ZM61 231H62V230H61ZM132 231H133V230H132ZM134 231H135V230H134ZM15 232H16V231H15ZM50 232H51V231H50ZM80 232H81V231H80ZM96 232L99 233L98 231H96ZM138 232H139V231H138ZM11 233H12V232H11ZM16 233H17V232H16ZM23 233H24V232H23ZM47 233H48V232H47ZM62 233H63V232H62ZM65 233H66V232H65ZM73 233H75V232H73ZM73 233H72V234H73ZM97 233H96V234H97ZM128 233H129V232H128ZM207 233H208V232H207ZM210 233H211V232H210ZM257 233H258V238L262 241V245H264V216H260L259 219H258ZM9 234H10V233H8V235H9ZM93 234H94V233H93ZM133 234H136V232H135V233L133 232ZM30 235H31V234H30ZM53 235H54V234H53ZM53 235H52V236H53ZM63 235H64V234H63ZM94 235H95V234H94ZM211 235H212V233H211ZM6 236H7V235H6ZM27 236H29V234H28ZM34 236H35V235H34ZM42 236H43V235H42ZM44 236H46V233H44ZM83 236H84V235H83ZM87 236H88V235H87ZM90 236H91V235H90ZM203 236H204V235H203ZM49 237H50V235H49ZM55 237H57V236H55ZM58 237H59V236H58ZM205 237H206V236H205ZM35 238H36V237H35ZM42 238H43V237H42ZM45 238H46V237H45ZM76 238H77V237H76ZM206 238H207V237H206ZM4 239H6V238L4 237ZM57 239H58V238H57ZM85 239H86V238H85ZM91 239H92V238H91ZM122 239H123V238H122ZM125 239H126V238H125ZM209 239H210V236H209ZM209 239H208V240H209ZM212 239H213V238H212ZM212 239H211V240H212ZM6 240H7V239H6ZM8 240H9V239H8ZM51 240H52V239H51ZM54 240H55V239H54ZM86 240H87V239H86ZM88 240H89V239H88ZM185 240H186V239H185ZM208 240H207V241H208ZM10 241H11V240H10ZM24 241H25V240H24ZM31 241H32V240H31ZM77 241H78V240H77ZM196 241H197V240H196ZM202 241H203V240H202ZM0 242H1V241H0ZM4 242L7 243L5 240H4ZM4 242H3V243H4ZM22 242H23V241H22ZM87 242H88V241H87ZM129 242H130V241H129ZM204 242H205V241H204ZM208 242H209V241H208ZM23 243H24V242H23ZM31 243H32V242H31ZM36 243H37V242H36ZM45 243H46V241H45ZM205 243H207V242H205ZM0 244H1V243H0ZM24 244H25V243H24ZM29 244H30V243H29ZM29 244H28V245H29ZM74 244H75V242H74ZM5 245H7V244H5ZM52 245H53V244H52ZM56 245H57V244H56ZM131 245H133V244H131ZM138 245H139V244H138ZM202 245H203V244H202ZM1 246L3 247V245H1ZM8 246H10V245H8ZM8 246H7V247H8ZM12 246H13V245H12ZM12 246H11V247H12ZM23 246H24V245H23ZM141 246H142V245H141ZM205 246H206V245H205ZM21 247H22V246H21ZM44 247H45V246H44ZM126 247H127V246H126ZM128 247H129V246H128ZM128 247H127V248H128ZM135 247H136V246H135ZM160 247H161V246H160ZM193 247H194V246H193ZM200 247H201V246H200ZM210 247H211V246H210ZM4 248H5V247H4ZM12 248H13V247H12ZM46 248H47V247H46ZM84 248H85V247H84ZM139 248H140V247H139ZM13 249H14V248H13ZM39 249H40V248H39ZM44 249H45V248H44ZM0 250H1V248H0ZM9 250H10V249H9ZM59 250H60V249H59ZM187 250H188V249H187ZM209 250H210V249H209ZM4 251H5V250H4ZM13 251H14V250H13ZM61 251H62V250H61ZM74 251H75V250H74ZM74 251H72V252H74ZM134 251H135V249H134ZM189 251H191V250H189ZM262 251H263V250H262ZM1 252H2V251H1ZM8 252H9V251H8ZM19 252H20V251H19ZM40 252H41V251H40ZM187 252H188V251H187ZM6 253H7V251H6ZM53 253H54V252H53ZM53 253H52V254H53ZM64 253H65V252H64ZM68 253H69V252H68ZM209 253H210V252H209ZM1 254H2V253H1ZM1 254H0V255H1ZM26 254H27V253H26ZM32 254H33V253H32ZM74 254H75V253H74ZM3 255H4V254H3ZM24 255H25V254H24ZM33 255H34V254H33ZM42 255H44V254H42ZM65 255H66V254H65ZM70 255H73V254H70ZM75 255H76V254H75ZM204 255H205V254H204ZM208 255H209V254H208ZM5 256H6V255H5ZM5 256H4V257H5ZM21 256H22V255H21ZM30 256H31V255H30ZM73 256H74V255H73ZM76 256H77V255H76ZM245 256H246V255H245ZM22 257H23V256H22ZM34 257H35V255H34ZM113 257H114V256H113ZM113 257H112V258H113ZM5 258H6V257H5ZM23 258H24V257H23ZM31 258H32V257H31ZM39 258H40V257H39ZM128 258H129V257H128ZM133 258H134V256H133ZM21 259H22V258H21ZM24 259H25V258H24ZM35 259H36V258H35ZM40 259H41V258H40ZM40 259H39V260H40ZM48 259H49V258H48ZM70 259H71V258H70ZM73 259H74V258H73ZM113 259H114V258H113ZM25 260H26V259H25ZM37 260H38V259H37ZM128 260H129V259H128ZM257 260H258V259H257ZM259 260H260V259H259ZM259 260H258V261H259ZM11 261H12V260H11ZM40 261H41V260H40ZM40 261H39V262H40ZM62 261H65V259L62 260ZM79 261H80V260H79ZM208 261H209V260H208ZM263 261H264V260H263ZM13 262H15V261H13ZM32 262H33V261H32ZM34 262H35V261H34ZM36 262H37V261H36ZM74 262H75V261H74ZM77 262H78V261H77ZM209 262H210V261H209ZM247 262H248V260H247ZM47 263H48V262H47ZM53 263H54V262H53ZM78 263H79V262H78ZM78 263H77V264H78ZM134 263H137V261L134 262ZM134 263H133V264H134ZM240 263H241V262H240ZM240 263H239V264H240ZM257 263H258V262H257ZM15 264H16V262H15ZM17 264H19V263H17ZM22 264H23V263H22ZM30 264H31V263H30ZM37 264H39V263H37ZM62 264H63V263H62ZM66 264H67V263H66ZM143 264H144V263H143ZM242 264H243V263H242Z\"/></svg>",
	"mask_w": 264,
	"mask_h": 264
}]
</instances>
